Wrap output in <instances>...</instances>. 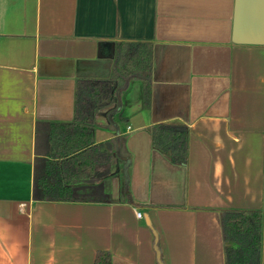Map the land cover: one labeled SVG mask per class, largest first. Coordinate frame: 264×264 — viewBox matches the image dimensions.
<instances>
[{
	"label": "crops",
	"instance_id": "crops-1",
	"mask_svg": "<svg viewBox=\"0 0 264 264\" xmlns=\"http://www.w3.org/2000/svg\"><path fill=\"white\" fill-rule=\"evenodd\" d=\"M236 1L0 0V264H227L224 211L264 221V44L234 40ZM123 42L152 44V72L97 119L111 200L34 199L39 122L72 121L77 81L114 78ZM160 124L188 126L185 165Z\"/></svg>",
	"mask_w": 264,
	"mask_h": 264
},
{
	"label": "trees",
	"instance_id": "trees-1",
	"mask_svg": "<svg viewBox=\"0 0 264 264\" xmlns=\"http://www.w3.org/2000/svg\"><path fill=\"white\" fill-rule=\"evenodd\" d=\"M115 76L109 80L77 81L75 115L70 122H39L36 140L33 197L36 200L108 202L111 196L96 171L112 155L105 149L112 141L96 143L98 116L117 100V82L138 78L148 83L153 47L149 42H123ZM188 126L160 124L153 127V143L170 153L179 165L188 161ZM117 141V140H113ZM126 184H123V189ZM127 194V193H126ZM227 264H262L263 216L259 211L226 210L223 213ZM93 264H112L109 251L97 252Z\"/></svg>",
	"mask_w": 264,
	"mask_h": 264
},
{
	"label": "water",
	"instance_id": "water-1",
	"mask_svg": "<svg viewBox=\"0 0 264 264\" xmlns=\"http://www.w3.org/2000/svg\"><path fill=\"white\" fill-rule=\"evenodd\" d=\"M234 40L264 44V0L236 1Z\"/></svg>",
	"mask_w": 264,
	"mask_h": 264
},
{
	"label": "built area",
	"instance_id": "built-area-1",
	"mask_svg": "<svg viewBox=\"0 0 264 264\" xmlns=\"http://www.w3.org/2000/svg\"><path fill=\"white\" fill-rule=\"evenodd\" d=\"M138 216H141L142 215V213L141 212H138V214H137Z\"/></svg>",
	"mask_w": 264,
	"mask_h": 264
}]
</instances>
